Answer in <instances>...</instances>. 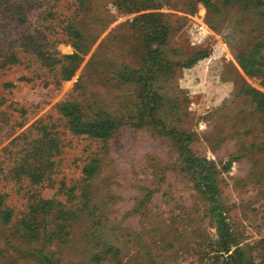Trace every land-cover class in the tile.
I'll list each match as a JSON object with an SVG mask.
<instances>
[{
    "label": "rangeland",
    "instance_id": "rangeland-1",
    "mask_svg": "<svg viewBox=\"0 0 264 264\" xmlns=\"http://www.w3.org/2000/svg\"><path fill=\"white\" fill-rule=\"evenodd\" d=\"M243 85L264 94V0H0V264H264V108ZM63 102L112 128L73 133Z\"/></svg>",
    "mask_w": 264,
    "mask_h": 264
},
{
    "label": "trees",
    "instance_id": "trees-1",
    "mask_svg": "<svg viewBox=\"0 0 264 264\" xmlns=\"http://www.w3.org/2000/svg\"><path fill=\"white\" fill-rule=\"evenodd\" d=\"M205 6L209 5V0H200ZM247 6V4H245ZM127 11H131V9L127 8ZM161 14H153V13H145L141 14L134 19L135 22H138L145 29L143 43L145 45V57L146 61L150 62L149 65L153 62L156 66V69L162 68L166 61L163 59L162 50L160 49V45L164 43L165 36L167 34V26L166 23L161 18ZM159 19V20H158ZM155 42L156 46L153 48L148 47V43ZM74 55L71 54L66 56L67 58H72ZM198 54L192 55L187 59L186 62L181 63L186 66L189 65ZM249 72V71H247ZM68 74L65 76L67 78ZM244 91L242 89L240 93H244L250 97H252L257 106L264 108V94L258 93L254 89L247 87ZM261 102V103H260ZM263 102V103H262ZM149 109H152L151 107ZM59 110L68 117V127L73 133L78 134H86L87 136H103L105 135L110 128H112L113 123L108 121H97V120H84L81 118L78 107L72 102H63L59 105ZM152 114L149 115L151 117ZM153 121V119H152ZM180 150L183 153V169L186 173L189 174V177L196 181V184L201 189L202 193L206 191H210L211 182L213 180V170L207 165V163L200 159L193 157L188 153L186 147L180 145ZM94 169L93 165H88L84 168L86 173H91ZM37 208L40 212L47 211L50 207L53 206V200L51 199H41L37 203ZM9 218V210L4 209L1 211V219L6 222ZM26 226H30V219L24 221ZM223 249H226L224 247ZM42 258L46 259L45 256Z\"/></svg>",
    "mask_w": 264,
    "mask_h": 264
}]
</instances>
